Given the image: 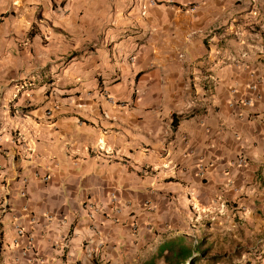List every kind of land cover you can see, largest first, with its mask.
Instances as JSON below:
<instances>
[{
    "label": "clouds",
    "instance_id": "clouds-1",
    "mask_svg": "<svg viewBox=\"0 0 264 264\" xmlns=\"http://www.w3.org/2000/svg\"><path fill=\"white\" fill-rule=\"evenodd\" d=\"M185 201L264 264V0H0V264H164Z\"/></svg>",
    "mask_w": 264,
    "mask_h": 264
},
{
    "label": "crops",
    "instance_id": "crops-1",
    "mask_svg": "<svg viewBox=\"0 0 264 264\" xmlns=\"http://www.w3.org/2000/svg\"><path fill=\"white\" fill-rule=\"evenodd\" d=\"M252 86L250 84H246L243 91L240 93H232L231 95V101L234 103L235 106H239L243 103H247V100H245V96L251 92ZM228 101H225L227 103ZM49 202H54L57 197L55 193H46L44 194ZM185 207L183 209H180L178 214L175 216H170L168 218L169 220V231H167L164 234V238L161 240H158L157 246L167 237L175 236V235H182V234H188V231H191V228H198L201 227L203 224H205V219H211L213 223H217L220 220L217 219L221 213H224L225 208L228 207L227 204L222 205L219 208V211L214 207H209L208 204L196 201L192 203H188L185 201ZM235 206V205H233ZM186 213V215L184 214ZM57 218L59 219L61 216V213L59 210L56 212ZM171 222H175L177 227H175L174 230L171 228ZM81 252L82 255L80 259L77 261V264H100V259L93 253L88 254L85 249L88 247L87 241H81ZM65 257H61V259H64Z\"/></svg>",
    "mask_w": 264,
    "mask_h": 264
},
{
    "label": "trees",
    "instance_id": "trees-1",
    "mask_svg": "<svg viewBox=\"0 0 264 264\" xmlns=\"http://www.w3.org/2000/svg\"><path fill=\"white\" fill-rule=\"evenodd\" d=\"M189 242L184 235H175L165 238L158 246L165 264H191L196 256L201 255L200 245Z\"/></svg>",
    "mask_w": 264,
    "mask_h": 264
},
{
    "label": "rangeland",
    "instance_id": "rangeland-1",
    "mask_svg": "<svg viewBox=\"0 0 264 264\" xmlns=\"http://www.w3.org/2000/svg\"><path fill=\"white\" fill-rule=\"evenodd\" d=\"M204 221L205 224L201 227L191 228L192 230L188 231V234H182L188 238L189 242L194 243V240H196V244L200 245L199 250L203 251L201 255L196 256L195 261L191 264H219V259L213 254L214 244L212 243V239L214 225H219L223 221L220 220L217 223H213L211 219H205ZM184 264H189V262Z\"/></svg>",
    "mask_w": 264,
    "mask_h": 264
},
{
    "label": "built area",
    "instance_id": "built-area-1",
    "mask_svg": "<svg viewBox=\"0 0 264 264\" xmlns=\"http://www.w3.org/2000/svg\"><path fill=\"white\" fill-rule=\"evenodd\" d=\"M248 102V101H247ZM197 241L196 240H194V243H196Z\"/></svg>",
    "mask_w": 264,
    "mask_h": 264
}]
</instances>
